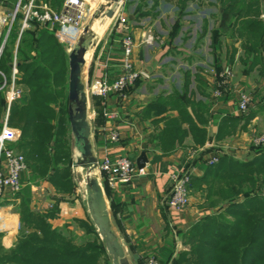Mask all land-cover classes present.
<instances>
[{
  "label": "trees",
  "instance_id": "16d2710c",
  "mask_svg": "<svg viewBox=\"0 0 264 264\" xmlns=\"http://www.w3.org/2000/svg\"><path fill=\"white\" fill-rule=\"evenodd\" d=\"M63 1L36 0V3H46L53 9H59ZM188 1L200 6L208 0H176L179 16L184 14ZM216 1L220 14L215 33L224 35L235 32L241 36L246 45L245 53L250 56L248 68H253L256 65V54L264 50V21L249 18V15L253 18L259 15V1ZM127 7L128 3L124 5L125 9ZM157 7L158 0H154L149 8L152 11L144 10L146 4L144 0H139L134 9V19L158 15L155 11ZM17 22L18 20L10 31L9 45L4 47L0 58V70L6 75L10 72L11 51L18 33ZM181 27L180 21H176L169 33L172 40ZM119 37V34L112 32L107 41L115 59L120 54L116 42ZM211 37L210 47L213 51V34ZM16 51L17 69L21 74L19 82L25 86L26 91L11 105L8 125L20 131L18 141L11 147L24 156L28 171L24 180L25 187L29 188L37 177H43L50 171L49 181L55 189L69 190L72 188V180L68 168L70 130L67 116V53L52 31L37 27L22 32ZM213 62L215 72H219L217 56ZM201 73L202 69L198 67L197 73L193 75L197 84L205 82ZM186 77L181 92L174 91L168 97L160 95L154 104L146 106L144 110L146 115L151 112L160 115L168 110V105L177 108L178 118L166 120L164 129L156 136L157 145L164 153L171 152L176 142L180 145L188 135L193 134L191 137L194 138L196 134L195 137L201 139L202 147L206 140L205 129L198 127L194 121L197 119V122L202 123L199 118L202 109L194 108V98L191 99L194 94L188 89L191 75L186 73ZM201 94L209 97L208 94ZM227 94L219 97V100L228 102L230 99ZM93 99V104L98 106L95 111L98 119L105 107L100 98ZM188 105L193 111L194 119L186 109ZM4 108V96L0 93V121ZM233 109L235 113L236 106ZM249 110L246 114H238H245L251 119L255 109ZM235 114L220 115L217 139L229 124L238 119ZM184 122L188 124L187 130L182 128ZM207 151L209 149H202L189 161L190 165L202 168L201 177L192 176L190 185L195 186V190L200 189V185L205 186L202 191L205 202L212 197H219L220 201L217 203L220 204V211L205 215L181 235L184 244L189 246L188 250L180 251L174 257L172 251L166 249L150 256L163 264H264V198L260 195L264 187V145L256 147L252 144V155L243 160L221 154L212 165L202 162V155ZM244 184L250 187L252 193L242 194ZM107 189L105 185V190ZM18 200V236L14 246L8 250L0 244V264H100L102 260L104 264H109L89 218L74 220L86 236L83 242L77 244L69 235L53 228L49 222L59 214L57 202H53L51 208L44 211H35L30 207V199Z\"/></svg>",
  "mask_w": 264,
  "mask_h": 264
},
{
  "label": "crops",
  "instance_id": "0c3cea01",
  "mask_svg": "<svg viewBox=\"0 0 264 264\" xmlns=\"http://www.w3.org/2000/svg\"><path fill=\"white\" fill-rule=\"evenodd\" d=\"M17 3L18 0L16 2L12 0H0V8H2L1 5L6 8H15ZM157 12L159 15V11ZM1 13H4V11H1ZM158 15L154 16L156 17V20L153 24L162 26L161 17L160 15ZM147 20L149 24L152 18L148 17ZM135 23L139 28H134L130 31L132 32L131 36L133 37L135 42L134 62L136 67L141 71L142 67L149 66L148 69L150 70V74L146 76V78L141 79L138 84H136L135 88L132 89L134 93L131 94L125 102L117 101L115 98H109L104 103V107L110 110L117 111L119 115V117L113 122V125L118 129L120 133L119 142L109 143L107 141L106 132L108 124L105 122L102 115L100 118L96 119V112H92V114L89 113V116L91 119L93 144L97 160H100L104 157L112 158L116 156H127L137 166L136 160L140 157L141 154H144L146 158V162L144 163L146 170L145 175L135 177L128 185L116 184L115 186H109L105 181H103L104 186H102L104 189L106 201L109 206L111 222L129 254H133H130L133 263L140 264V259H143L147 255L153 254L154 252L163 251L165 249L171 250L174 257L176 253L188 250L186 249L185 244L183 245L181 235L185 232V230L189 229L193 224H195V222L198 221V218H200L205 213H203V211L205 210L204 208L199 209L195 206L188 208L187 210H184L180 213L173 212L167 207L166 201L168 198L169 186L167 174L173 166L184 162L183 160L187 156L185 153H183L182 146L188 143L189 138L191 137L188 135L183 141L182 146L176 144L175 148L171 152L164 153L163 151H161L157 145L156 136L161 132V130L164 129L166 120L178 118V111L167 110L160 115H154V112L146 115L144 111L146 106L154 104V101L158 96L161 95L164 97H168L170 96L171 92L173 93V91L176 90L172 89L170 92L166 90L159 91L161 87L163 88V86L171 84L174 81V77L178 78L176 79L179 83V88L177 90L178 92H181V84H185V80L187 79L186 73H189L191 77L189 79L190 85L188 89L194 94V96L191 98H194L192 102L195 103L193 104L194 108H199L200 110L202 109V113L199 117L202 119V124H198L197 119L193 118L194 114L190 106H186V109L191 118L194 119L196 125L202 129H205L206 140L201 149H205L208 147L207 149L209 150L214 147L210 146L211 141L218 140L217 134L219 130L218 127L220 118V116H218V110H229L231 108V112L229 113H235L233 105L230 101L225 103L217 102L215 104L212 100H209L210 98H205V96L197 93L193 75L197 73L198 67H200L202 70L203 67L201 65H196L195 67H192V69L188 66H186L185 68L178 67L179 61H177L176 56L185 59L187 63L191 62V60H189L191 57L190 55L179 52L173 44V40L175 38L172 40L169 36L172 27L170 28V31L168 33H166L165 31V34L163 35L157 33L155 35V43L151 46H148L142 44L140 38L144 33L141 30V27H144L145 24L142 21H140L139 23ZM13 25L0 26V37L2 36V41L0 42V58L3 53L4 47L9 45V35ZM16 25L19 29L18 22L16 23ZM2 31H5L3 35ZM180 33L181 30L179 34ZM20 36H18L17 33V38L11 51L12 60L9 63L10 72L13 62L16 63L17 69L16 50ZM105 44L102 45V48L100 49L96 58L95 67L92 70V73L95 77L91 80L86 76L88 82L99 79L105 74L108 76V78H111L118 71L117 68L118 64L120 63V54H118L117 58L115 59L114 57H112L110 51L111 46L107 45V47L105 48ZM139 45H142V48H140ZM200 56L201 55H199L197 58L200 59ZM153 61H155V64L153 67H151ZM9 75L5 74V76L7 77ZM20 77L21 74L18 71L17 86L21 89L22 97L24 92L26 91V88L21 87V85L23 84L19 82ZM205 77L207 80L206 82H209V80H211L209 76ZM135 89L137 90L136 92ZM147 89L151 90V92L154 93H152V97L154 98L150 102L145 103L142 102V98L148 93ZM93 98L94 97L90 96V99ZM198 103L200 104L198 105ZM260 106H264V98ZM4 111L0 123H2ZM182 128L187 130L188 124L185 122L182 123ZM231 156L235 158L234 155ZM191 167L192 176L201 177V166L191 165ZM105 185H107L108 187L107 190H105ZM204 188V185H200V189L194 190V192H192L189 200L190 206L194 201H197L200 206L204 204L201 200L203 198L202 191ZM64 200L65 201H61V199H51V201L49 202H44L41 201V199H32V202H30V207L32 210L37 211L38 209H35L34 207L36 205H40L42 208L41 211H44L45 209H47V206H51L53 202H57L60 211L55 219L49 220L50 224L55 229L58 228V226H62L63 224H68V230H75V228H72L74 226L70 225L71 222H74L75 219L85 220L86 218H88V216L86 214V211L83 217L79 215L77 211V209L79 208V203L77 202L80 201L78 199ZM12 201L13 199H0V203L4 202L3 205L0 206V241L1 246L5 250H8L14 246L18 236L19 214L16 207L18 201L15 202L16 204ZM164 205L166 206V208ZM209 213L210 212H208V214ZM165 214H167L169 218L168 221L165 218ZM171 216L174 219H172ZM76 229L80 230L79 228ZM82 234L85 235L83 230L81 235Z\"/></svg>",
  "mask_w": 264,
  "mask_h": 264
},
{
  "label": "rangeland",
  "instance_id": "374dc122",
  "mask_svg": "<svg viewBox=\"0 0 264 264\" xmlns=\"http://www.w3.org/2000/svg\"><path fill=\"white\" fill-rule=\"evenodd\" d=\"M153 1L154 0H144V3L146 4V8H144V10L152 11V8L151 9L149 8L152 6ZM258 1H259L258 3L259 15L256 16L255 18L249 15V18L251 19L257 18L259 20L264 21V16L261 13V2H263L264 4V0L263 1L257 0V2ZM138 2L139 0H119V4L116 7L115 5L112 7V9L114 10L113 17L108 19L105 17V15L102 16L101 13H99V6L101 5L102 0H86L88 13H87V17L85 21L82 24V27L78 28L75 32L72 33L71 35L72 37H70L69 43H63V44L61 43L64 46V49L67 55L69 51L73 48L74 44L77 42L78 37L83 33V30L87 28L89 31H91V33L93 34L91 38L95 39L94 41L95 46L92 48V50L89 52L87 56V62H86L84 72H85V79L87 76V78L89 77V79L92 80L95 77L94 74L92 73V70L95 67L97 55L100 49L102 48V45L106 43L105 48L107 47V41H108L109 36L111 35L112 32H115L117 29L116 13L118 11H121L122 13L126 15L127 23L130 28L128 33L130 35H132V32H130L132 29L139 28L137 27L138 25L136 26L135 22L139 23L140 21H142L145 24L144 27H141V30L143 32L150 30L154 35H156L157 33H160L163 35L165 34V32L168 33L170 31V28L173 27L176 21H180L182 25L180 29L181 33L177 34V36L173 40V44L175 45V47L177 48L179 52L184 53L186 55H190L191 58L189 57L190 58L189 60H191V62L187 63L185 59L180 58L179 56H176V59L177 61H179L178 67L180 68H185L186 66H188L192 69V67H195L196 65H201L203 67V70H202L203 75L202 74L201 75H202V79H205V82L204 83L201 82L200 84H197L194 81L197 93L198 94L204 93L206 95L208 94L209 96L208 98H210L209 100H212L215 104L217 102L225 103V101L219 100V98L213 97L212 99V95H213V90H215L217 86L216 83L222 82L221 80L222 78H219L220 75L223 73V70L225 68H228L230 71V78L229 80H227V83H226L227 88L229 89L227 91L228 93L227 97L231 99L234 97L237 91L242 90L246 92L251 98V104L249 106V109L251 110L255 109L253 111L251 119H248L245 116L246 113L245 114L236 113L235 115L238 116V119H236L233 123L229 124L221 132V136L219 137L218 140L211 141L210 146H214V147L202 155V162H204L203 164H208V162L211 159L213 158L217 159V157H219V155L221 154L234 155L236 159L238 158L241 160L247 159L250 155H252L250 153V148H251V145L254 139L264 134V106L263 107L261 106L260 108L257 107V105H260L262 103L263 98H264V70H262L264 69V50L261 51V53L256 54L255 56L256 65L253 68L249 69L248 60L250 56H247V54L245 53L244 47H246V45L243 43L244 41L242 37L238 36V34L235 32H232L233 34L228 32L227 34H224V35H217L215 33V28L218 23V17L220 14V9H219V6L216 0H208L204 2L203 4H200V6H198L195 2L188 1L186 3V8L184 9V14L182 16H179L180 11L177 8L178 6L175 0H158L157 11H159V15L161 17L162 26H159L158 24H155V25L153 24L154 21L156 20V17H149V18H152L149 24L147 20L148 17L141 18V19H134V16H133L134 9ZM127 3H128V7L126 9L123 8L124 5ZM1 7L2 8H0V16L4 15V16H7L9 19L14 11V7L6 8L3 5H1ZM1 11L2 12L4 11V13H1ZM4 32L5 31H2V35ZM212 34H213V42H214V49H215V50L213 49V51L210 47V43L212 41V37H211ZM179 39H182V40H179ZM1 41H2V36L0 37V42ZM139 46L140 48H142L141 47L142 45H139ZM199 55H201L200 59L197 58ZM214 55L217 56L219 60V66H220L219 72H215L216 70L214 69V66H213L214 65L213 59L215 57ZM230 60H232V62ZM211 71L215 72V74L219 77L218 78L214 77L213 73L211 74ZM67 75H68V72H67ZM205 76H209L211 80H209V82H206L207 80ZM176 79L178 78L174 77V81L171 84L163 86V88L161 87L159 91L166 90L170 92L172 89L173 90L176 89L174 91H178L177 89L179 88V85H178L179 83H178V80ZM91 82H88V80L86 79V90H87V86ZM181 85H182L181 89H183L184 83ZM21 87L24 88L25 86L21 85ZM136 91L137 90L135 89V92ZM147 91L148 93L144 95L142 98V102H145V103L150 102L154 98L152 97L153 92H151V90L149 89H147ZM133 93L134 91H132V93L130 92L129 96ZM172 94L173 93L171 92L170 96ZM201 95L205 96L203 94ZM88 97H89V106H90L89 113L92 114V112L96 111L98 106L93 104L94 99H90V94H88ZM205 98H207V96H205ZM168 110L177 111V108L175 107L172 108L171 105H168ZM218 111H219L218 116H220L224 113L231 112V108L229 110L223 109V110H218ZM198 124H202V123L198 122ZM195 136L194 138L192 137L189 138L188 143L184 144L183 146H182L183 143L179 145L176 142V144L183 147L182 151L187 156L186 158H184L183 160L184 162L179 163L178 165L187 164L188 168L191 171V178H192V167L189 164V161L192 158H194L195 155L198 154L202 150L201 149L202 148L201 139L200 138L197 139L196 138L197 136L196 137ZM69 145H70L69 146L70 164H68V168H69L70 176L72 180V188H70L69 190H64V191L58 190L57 191L55 187L52 185V183L49 181L50 171L49 172L47 171V173L43 177H40V178L37 177L35 182L30 183L29 188H26L24 185L22 188L23 192L19 196H16L17 194L13 197H11L10 195H5L3 196V198L0 197V199H13L12 201L13 203H15L16 201L19 202L18 199H30V202H32V199H41V201H44V202H49L51 201V199H78L80 202H77L79 203L78 204L79 208L77 209V211L79 215L83 217L86 211L85 201H84L85 191H84L83 186L80 184L82 183L84 173L82 170H80V168L73 167L72 165L76 152L73 147V138H72L71 132H69ZM212 164L213 163L208 164V165H212ZM93 173L97 175L100 181V176H98L99 173L97 169H95ZM145 174H146V170H145ZM190 183H191V179H190ZM101 185L104 186L102 180H101ZM188 190H189V200H190V196L192 195V192H194L195 186L191 187L190 185ZM246 193L250 194L252 193V190L247 184H244L242 194H246ZM260 195L264 198V187L262 191L260 192ZM205 199H206L205 195H203V198L201 200L204 204L201 206L200 204H198L197 201H194L193 203H191V206H190V201H189V204L185 208V210H187L188 208L194 207V206L199 209L204 208L205 210L203 211V213L204 212L205 213L200 218H198V220L204 217L205 215H208V212H210L209 214H217L218 211H220L219 210L220 204L217 203L218 201H220V198L212 197V199H208L206 202H205ZM3 203H0V206H2ZM209 203H211L212 205L209 206ZM51 206H47V208H51ZM34 208L38 209L37 211L42 210L40 205L38 206L36 205ZM165 218L168 221L169 218L167 214H165ZM171 218L174 219L172 216ZM70 225L74 226L72 228H75V230H70V229L68 230L67 228L68 224H63L62 226H58V228L56 229H60V231L65 232V234L69 235L73 239V241L77 244L83 242L86 239V236L84 234L81 235L82 229L78 227V224L76 222H71ZM19 228H20V222L18 224V231H19ZM76 228H79L80 230H77ZM187 230H185V232ZM0 239H1V236H0ZM182 241L184 240L182 239ZM0 244H1V241H0ZM183 245H184V242H183ZM185 247L186 249H189V246L185 245ZM130 254L133 255L132 253ZM150 255H147L143 259H140V263L145 264L148 258L152 257ZM108 263L110 264V260H108ZM100 264H104L103 260L101 261Z\"/></svg>",
  "mask_w": 264,
  "mask_h": 264
},
{
  "label": "built area",
  "instance_id": "2783aa9c",
  "mask_svg": "<svg viewBox=\"0 0 264 264\" xmlns=\"http://www.w3.org/2000/svg\"><path fill=\"white\" fill-rule=\"evenodd\" d=\"M88 9L86 0H64L59 9H52L46 3H36V0H18L11 17L0 16V26H12L18 20V36L23 31L31 30L34 27L45 28L54 33L60 43H69L72 33L82 27L87 17ZM117 29L119 39L116 41L120 51V63L117 73L108 78L105 74L99 79L93 80L87 86V95L100 98L105 103L109 98L125 102L136 84L146 78L134 62L135 42L128 33L130 30L126 15L121 11L116 13ZM156 41L155 35L147 30L141 37V43L153 45ZM214 77H219L212 72ZM219 78L221 83L213 90L212 97L219 98L227 94V80L230 78L228 68L223 70ZM18 71L16 63L11 66L10 75L7 77L0 71V93L4 96L5 111L0 127V197L5 195L15 196L23 188L27 176V166L24 156L11 147L20 137V131L8 125V115L11 105L20 99L21 89L17 86ZM219 82V81H218ZM236 106L235 113H245L251 104V98L244 91H237L229 100ZM102 117L108 124L106 139L109 143H117L120 140V133L113 125L119 117L117 111L104 108ZM254 146L264 145V134L254 139ZM217 162L216 158L211 159L208 164ZM96 169L101 180L109 186L116 184H130L137 176L145 175V166L138 168L127 156L104 157L96 162ZM191 171L186 165H175L167 174L168 198L167 207L173 212L180 213L189 204V185ZM145 264H163L157 258H148Z\"/></svg>",
  "mask_w": 264,
  "mask_h": 264
},
{
  "label": "water",
  "instance_id": "95a60500",
  "mask_svg": "<svg viewBox=\"0 0 264 264\" xmlns=\"http://www.w3.org/2000/svg\"><path fill=\"white\" fill-rule=\"evenodd\" d=\"M118 4L119 0H102L99 6V13L110 19L114 14L112 7L114 5L116 7ZM261 13L264 16L263 2H261ZM92 35L91 31L85 28L67 55V116L73 138V147L76 152L72 165L80 168L84 173L80 185L83 186L85 191L86 214L95 229L107 259L110 260V264H134L111 222L104 189L97 175L93 173L96 169L97 157L93 144L86 79L84 76L87 56L95 46V39L91 38ZM154 64L155 61L152 62L151 67ZM148 68L149 66L142 67L144 76L150 74ZM145 162L146 158L144 154H141L136 160L137 167L142 168Z\"/></svg>",
  "mask_w": 264,
  "mask_h": 264
},
{
  "label": "bare ground",
  "instance_id": "6f19581e",
  "mask_svg": "<svg viewBox=\"0 0 264 264\" xmlns=\"http://www.w3.org/2000/svg\"><path fill=\"white\" fill-rule=\"evenodd\" d=\"M121 2V1H120ZM95 30V29H94ZM94 32V31H93ZM81 170V169H80ZM99 176V175H98ZM78 178V177H77ZM79 182V181H78ZM78 184V183H77Z\"/></svg>",
  "mask_w": 264,
  "mask_h": 264
}]
</instances>
